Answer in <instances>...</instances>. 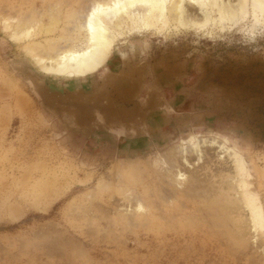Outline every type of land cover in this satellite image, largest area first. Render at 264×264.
Instances as JSON below:
<instances>
[{
	"label": "rangeland",
	"instance_id": "374dc122",
	"mask_svg": "<svg viewBox=\"0 0 264 264\" xmlns=\"http://www.w3.org/2000/svg\"><path fill=\"white\" fill-rule=\"evenodd\" d=\"M115 1L0 0V264H264V12L223 0L237 14L199 29L178 25L173 0L146 25L135 5L105 17L112 53L96 73L41 69ZM28 77L97 89L132 125L67 128ZM164 114L174 137L144 145Z\"/></svg>",
	"mask_w": 264,
	"mask_h": 264
},
{
	"label": "bare ground",
	"instance_id": "6f19581e",
	"mask_svg": "<svg viewBox=\"0 0 264 264\" xmlns=\"http://www.w3.org/2000/svg\"><path fill=\"white\" fill-rule=\"evenodd\" d=\"M170 1L171 0H117L112 2V5L108 4L110 6H96L91 11V13L89 12L90 14L87 16L88 18H86V31L88 33L86 42L77 49L75 48L62 53L55 61L53 60L54 62L44 65L43 61H41L40 64L43 65L41 69H43L48 75L60 78H85L96 73L104 66L110 54L112 53L111 47L113 40L110 37L111 33L109 34L110 30L106 25L105 17H107V20L114 19L117 13L126 11L128 8L136 7L135 5H138L145 9L146 13L141 18V21L144 25H146L150 17H153L157 20H163L166 4ZM251 2L253 8L260 12H264V0H251ZM173 3L174 5L172 9L176 14V22L179 26L183 27L196 26L200 29L212 21L216 23L217 21L224 22L230 20L235 14H237V12L235 13L232 6L223 0H173ZM244 4V0H240V2H238L239 10H242V8L245 6ZM187 5L197 6L201 12L202 18H200L201 22L199 21V24H197L196 21V23H194V21L188 19L192 15H188L189 8H187ZM214 15H216L215 17H217V20L215 18V20L212 19V16ZM118 17L122 16L118 15ZM116 20L118 21V19ZM257 211L258 210H256V214H258ZM255 217L257 216L255 215Z\"/></svg>",
	"mask_w": 264,
	"mask_h": 264
},
{
	"label": "water",
	"instance_id": "95a60500",
	"mask_svg": "<svg viewBox=\"0 0 264 264\" xmlns=\"http://www.w3.org/2000/svg\"><path fill=\"white\" fill-rule=\"evenodd\" d=\"M27 79L42 107L67 128L71 127L86 133L92 129L97 119L102 121L101 127L108 131L116 128H130L132 125L133 120L123 121V123L110 120V112L120 116L122 109L107 103L97 89L55 88L33 77Z\"/></svg>",
	"mask_w": 264,
	"mask_h": 264
},
{
	"label": "crops",
	"instance_id": "0c3cea01",
	"mask_svg": "<svg viewBox=\"0 0 264 264\" xmlns=\"http://www.w3.org/2000/svg\"><path fill=\"white\" fill-rule=\"evenodd\" d=\"M124 54H126V53L120 54L118 56L119 58H118L116 64H113L114 66H116V69H119V71L122 73L126 72L125 70L128 68V66L130 65V62H131V60H130L131 57L128 54L124 56ZM123 110H124L125 114H128V112L130 111L127 108H124ZM167 113L169 114V112H167ZM168 117H169L168 115L163 116V118H166V119ZM169 122H170V118H168V122H164L162 124L161 128L157 127L156 123L153 122L151 124L150 128L148 129V132L150 135L147 136L148 140H147V142H144V145L147 144V145L154 147L156 145H159L160 144L159 142H163L165 139L170 140L172 137H174L173 135L170 136L171 133L167 128L170 124ZM127 147H129V146H127ZM135 147H138V146L136 144H134V146L130 145V149H133Z\"/></svg>",
	"mask_w": 264,
	"mask_h": 264
},
{
	"label": "flooded vegetation",
	"instance_id": "af4514ba",
	"mask_svg": "<svg viewBox=\"0 0 264 264\" xmlns=\"http://www.w3.org/2000/svg\"><path fill=\"white\" fill-rule=\"evenodd\" d=\"M79 86H85V84H83V83H82V84H80ZM72 87H75V86H74V84H73V86H72Z\"/></svg>",
	"mask_w": 264,
	"mask_h": 264
}]
</instances>
